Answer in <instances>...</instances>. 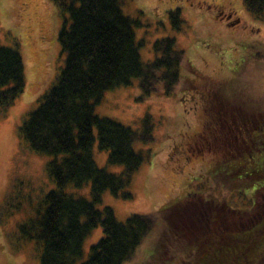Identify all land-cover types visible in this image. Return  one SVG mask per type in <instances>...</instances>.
Wrapping results in <instances>:
<instances>
[{
  "label": "rangeland",
  "instance_id": "1",
  "mask_svg": "<svg viewBox=\"0 0 264 264\" xmlns=\"http://www.w3.org/2000/svg\"><path fill=\"white\" fill-rule=\"evenodd\" d=\"M31 1L28 4V0H0V44L19 47L26 76L23 93L0 118V264H39L43 247L37 239L26 238L20 226L36 221L45 208V195L57 189L47 171V163L54 155L32 150L21 137L19 126L28 112L39 106L42 96L56 83L65 64L66 54L61 50L58 33L68 14L53 0ZM220 5L225 13H233V23L216 17ZM122 8L135 22L134 31L144 61L155 59L153 45L157 39L176 38L177 47L186 52L196 69L197 92L181 90L182 87L166 96L160 88L142 99L139 98L142 91L134 79L131 85L104 93L95 107L97 114L138 127L141 117L150 113L155 137L150 142L136 143L137 150L150 155L133 176L129 187L133 196L121 198L106 191L96 206L99 209L110 206L120 221L134 213H153L178 202L186 203L183 206L187 209L202 208L205 212L209 203L217 212L210 218L208 231L197 215L186 227L179 219L175 225L174 245L168 250H162L160 244L169 222L156 218L152 230L124 264H197L205 259L201 249L217 248L227 252L233 247L239 250L238 241L227 234L229 229L240 224L239 219L234 217V222L228 217L229 227H220L219 213L227 208L252 213L254 199L259 202L258 210L264 211V186L255 190L264 179L253 181L264 171V155L251 160L250 169L257 172L253 173L246 170L241 160L220 163L219 152L198 153L197 149L190 152L188 147L192 150L189 144L192 137L197 136L196 145L203 139L196 135L205 120L201 102H207L205 94L214 99V92L224 99L242 101L248 107L244 106V113L250 120L239 128L219 124L221 134H229L239 150H249L244 137L250 141L253 135L257 144L260 138L264 139V134L261 135L264 124V21L249 13L243 0H123ZM177 11L182 19L180 29L174 28L170 20V14ZM209 79L215 81V87ZM223 109H218V113L213 111L214 116H219ZM235 111L237 108L230 113L238 114ZM211 130L213 132V127ZM96 134L94 130L96 140L92 153L97 165L111 172H121L122 166L107 162V151L99 149ZM234 164L239 167H231ZM245 171L249 173L246 176ZM64 191L91 199L90 183L82 187L70 183ZM262 215L264 218V213ZM103 234L101 226L93 229L84 240L83 255L76 264L87 259L91 245ZM257 238L259 240V235ZM260 240H264V235L260 234Z\"/></svg>",
  "mask_w": 264,
  "mask_h": 264
},
{
  "label": "trees",
  "instance_id": "2",
  "mask_svg": "<svg viewBox=\"0 0 264 264\" xmlns=\"http://www.w3.org/2000/svg\"><path fill=\"white\" fill-rule=\"evenodd\" d=\"M53 1L68 14L58 33L61 50L66 54L65 64L56 83L42 96L39 106L28 112L19 131L32 150L54 155L47 163V171L57 189L45 195V208L36 221L23 224L20 229L26 238L37 239V243L42 245L39 264H76L83 255L85 238L97 226L102 227L104 234L91 245L89 256L80 264H124L152 230L156 218L169 222L160 244L162 250H168L174 245L177 221L180 219L186 227L192 223L194 216L199 215V210L187 209L183 206L186 203L178 202L153 213H134L125 221H120L110 206L102 209L96 206L106 191L121 198L133 196L129 189L133 176L150 155L137 150L136 143L154 140L152 115L146 113L141 117L139 126L134 127L97 114L95 107L106 91L131 85L134 79L138 81L142 91L139 98L142 99L150 97L160 88L166 96L182 87L181 90L197 92L196 69L186 52L177 47L176 38L171 36L157 39L153 45L155 59L144 61L134 31L135 22L124 13L123 0ZM243 2L254 18L264 21V0ZM170 18L174 28L180 29L182 19L178 11L172 12ZM209 81L215 87V81ZM25 85L21 50L17 45L11 47L0 44V118L23 93ZM220 90L224 93L223 88ZM213 95L214 99L205 94L208 100L201 102V113L205 120L199 133L205 126L206 129L200 145H197L201 149L197 148V152H219L220 163L241 160L246 170L257 173L250 169V162L264 155V139L260 138L257 144L253 135L250 141L244 137L249 150H239L240 147L231 142L230 136L221 134L218 127L219 124H226V119L230 127H242L250 120L244 113L248 107L242 101L224 99L217 92ZM223 107L224 111L214 116L213 111L218 113V109ZM227 108H237L235 112L238 114L233 115ZM94 130L97 131L99 149L107 151V162L122 166L121 172H111L97 165L92 153L96 140ZM262 134L264 124L261 125ZM207 135H210L209 139ZM232 166L239 167L237 164ZM246 174L249 173L245 171L244 176ZM260 174L253 181L263 180L264 171ZM70 183L76 187L90 183L91 199L67 194L64 187ZM245 185L250 183L246 182ZM262 186L264 183L255 190ZM253 204L252 213L233 208L219 213L220 227H229L228 217H232L234 222V217L239 219L240 224L229 229L230 233L227 234L238 241L240 249L229 247L232 251L227 252L217 248L208 251L201 249L200 253H205L202 255L205 259L197 264H264V240H260V234L264 235V228L261 229L264 211L258 210L260 206L256 199ZM214 210L207 203L208 213L204 211L206 214L203 217L198 216L203 219L206 231L210 218L217 213Z\"/></svg>",
  "mask_w": 264,
  "mask_h": 264
},
{
  "label": "flooded vegetation",
  "instance_id": "3",
  "mask_svg": "<svg viewBox=\"0 0 264 264\" xmlns=\"http://www.w3.org/2000/svg\"><path fill=\"white\" fill-rule=\"evenodd\" d=\"M30 2H32L31 0H28V4H30ZM26 3V2H25ZM27 4V3H26ZM27 6V5H26ZM232 15H233V13L232 12H227V13H225L224 11H223V6L222 5H220V7H218L217 8V14H216V17H218V18H220V19H223V20H226V22H228V24H230V23H233L234 21L231 19L232 18ZM221 120V123H222V119H220ZM229 126V124H228V121H227V119H226V124H224L223 125V127H228ZM200 129H201V127H200ZM204 130L206 129V126L203 128ZM204 130H201V133H197L196 135H198V136H202V134H203V132H204ZM211 133H212V130H211ZM224 135L227 137L229 134H226V133H224ZM195 137L197 138V136H194V137H192V142L191 141H189V144H191V147H192V150L188 147V149H189V151L190 152H192L194 149L196 150L197 148L198 149H201V148H199L196 144H197V142L198 141H196L197 139H195ZM196 146H195V145ZM202 150H203V148H202ZM200 152H202L201 150H199ZM223 151H225V150H223ZM204 152V151H203ZM226 152V151H225ZM227 152H229V150L227 149ZM232 152H233V150H232ZM188 153V152H187ZM190 154H192V153H190ZM185 199H188L187 197L185 198ZM199 217H203L205 214H204V210L202 211V208H199Z\"/></svg>",
  "mask_w": 264,
  "mask_h": 264
},
{
  "label": "bare ground",
  "instance_id": "4",
  "mask_svg": "<svg viewBox=\"0 0 264 264\" xmlns=\"http://www.w3.org/2000/svg\"><path fill=\"white\" fill-rule=\"evenodd\" d=\"M7 126H9V125H7Z\"/></svg>",
  "mask_w": 264,
  "mask_h": 264
}]
</instances>
